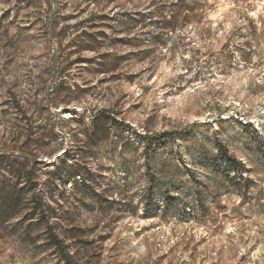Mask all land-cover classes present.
<instances>
[{"label":"rangeland","instance_id":"obj_1","mask_svg":"<svg viewBox=\"0 0 264 264\" xmlns=\"http://www.w3.org/2000/svg\"><path fill=\"white\" fill-rule=\"evenodd\" d=\"M100 110L118 123L92 133ZM10 189L0 264H264L261 0H0Z\"/></svg>","mask_w":264,"mask_h":264},{"label":"trees","instance_id":"obj_2","mask_svg":"<svg viewBox=\"0 0 264 264\" xmlns=\"http://www.w3.org/2000/svg\"><path fill=\"white\" fill-rule=\"evenodd\" d=\"M168 23V22H167ZM108 111L100 110L97 116L92 115V126L91 129L92 133H95L96 131H102L105 132V129L103 128V124L105 122L111 121L113 124L118 123L117 120L114 118H110ZM177 135V132L173 131H165L162 133H156L149 137L150 142H162L166 141L167 138H173ZM225 149V148H224ZM226 151V149H225ZM60 161L57 163L58 165L55 166L54 174L56 173L58 176H63L65 181H70L74 177H81L83 175V172L79 166H75L72 168H69V165H67L68 159H70V154L67 149L60 155ZM221 167H225L230 169L232 164H241L240 161L237 160L236 157L232 155H228V152L224 154L221 158ZM243 169H246L245 166H242ZM244 172L246 171H233V176L231 178H240L243 179ZM25 176H27V179H30L31 172L30 170H26L24 173ZM230 176V173H229ZM228 176V177H229ZM245 182H249V179L246 178ZM250 183V182H249ZM248 187V186H246ZM15 192L14 189H10L9 191H0V206L4 207L8 210H13L18 207L19 201L16 198H13V193ZM37 200V196H35V200ZM39 202V201H38ZM37 205V204H36ZM38 209H41V220L46 224L47 231H48V240L52 245H54L59 251H61L62 255L68 260L71 261L72 256L68 251V247L66 246L65 242L56 234L53 232V225L49 223L48 220V214L45 210H43L42 206H35Z\"/></svg>","mask_w":264,"mask_h":264},{"label":"built area","instance_id":"obj_3","mask_svg":"<svg viewBox=\"0 0 264 264\" xmlns=\"http://www.w3.org/2000/svg\"><path fill=\"white\" fill-rule=\"evenodd\" d=\"M261 4L264 5V0H261Z\"/></svg>","mask_w":264,"mask_h":264}]
</instances>
